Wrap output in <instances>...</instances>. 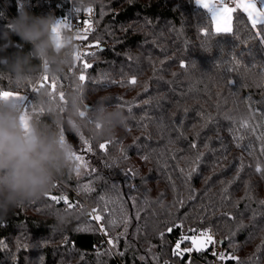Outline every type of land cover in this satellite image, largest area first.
Instances as JSON below:
<instances>
[{
	"label": "trees",
	"instance_id": "obj_1",
	"mask_svg": "<svg viewBox=\"0 0 264 264\" xmlns=\"http://www.w3.org/2000/svg\"><path fill=\"white\" fill-rule=\"evenodd\" d=\"M69 6L70 0H0V48L19 9L61 18ZM89 6L91 25L80 40L94 43V55L41 85L61 97L79 88L86 108L107 94L128 127L97 142L88 130L60 126L90 170L76 180L66 173L42 200L0 217V264H211L209 249L174 254L177 240L204 230L220 237L221 255L237 258L220 264H264V25L253 28L237 9L232 32L217 33L194 0ZM10 41L0 59L30 51L19 36ZM41 85L19 92L26 105ZM2 90L11 88L0 67ZM52 196L66 197L71 207ZM53 211L70 214L62 229Z\"/></svg>",
	"mask_w": 264,
	"mask_h": 264
},
{
	"label": "clouds",
	"instance_id": "obj_2",
	"mask_svg": "<svg viewBox=\"0 0 264 264\" xmlns=\"http://www.w3.org/2000/svg\"><path fill=\"white\" fill-rule=\"evenodd\" d=\"M70 2L78 13L91 0ZM6 28L3 39L7 43L0 50L10 46L11 35L31 45L27 53L0 59V67L7 69L10 92L37 85L45 77L51 81L63 78L80 53L77 33L52 14L35 16L21 8ZM37 110L39 116L34 114ZM128 119L107 94L98 95L86 108L79 88L68 90L61 98L49 87H40L31 105L18 96L0 94V217L42 200L74 166L72 146L62 138L61 125L76 134L88 130L97 142H103L125 130ZM51 215L57 229L70 218L63 211Z\"/></svg>",
	"mask_w": 264,
	"mask_h": 264
},
{
	"label": "snow or ice",
	"instance_id": "obj_3",
	"mask_svg": "<svg viewBox=\"0 0 264 264\" xmlns=\"http://www.w3.org/2000/svg\"><path fill=\"white\" fill-rule=\"evenodd\" d=\"M196 4L201 6L202 8L206 9L208 13H210L211 15V20L215 26V31L217 33H230L232 32V13L234 11H236L237 9L241 10L244 14H246L248 20L251 22V25L253 28H256L257 25H264V9H260L257 7V4L252 2V0H235V7H229L227 5H225L222 0H219V2L217 3H208L205 2V0H195ZM259 2L261 4H264V0H259ZM89 12H91V9L88 10ZM65 22L67 23L68 27H70L71 25L69 24L68 20H65ZM90 28V25H89ZM207 35V33H205ZM260 33L257 32V35H259ZM87 35V31L85 32V37ZM77 40L81 39L80 36L76 37ZM262 42H264V37H262ZM98 46V45H97ZM86 55H94V53H85ZM81 60V53L78 54L76 61H80ZM84 68H88L91 67V65L84 63L83 64ZM48 78L45 77L44 80H47ZM79 80L80 81H85L86 80V76L84 74L79 75ZM130 84H135V80H131L129 82ZM41 87H43V85H41ZM52 87H55V84L52 85ZM0 94L4 95V96H18L19 98H21L22 100H25L26 95H17L13 92H10L8 90H2L0 91ZM63 98V97H61ZM85 114L82 112L81 113V117H83ZM62 138L66 141V137L65 135L62 136ZM85 143H87V141H85ZM99 147L101 149H106L107 144L105 143H101L99 145ZM91 150V149H89ZM72 157L74 159V161L78 162L76 164V172L77 174L80 173V169L81 167H86L87 165L84 163L83 158L81 155H78L75 151H72ZM260 169L257 168V171H259ZM85 190H89L90 186H84ZM51 199L54 202L59 203L60 199L64 200V203L66 205H68L69 207H71V205L69 204L68 200L66 197H56V196H52ZM95 211V210H94ZM93 219H95L96 221H101L103 219V217L99 214L95 215L93 217ZM109 223L111 224H115V221H110ZM101 231H104L103 229V225H101ZM169 231H171V229H169ZM106 234V233H105ZM201 237H205L206 239H199L197 237V235H192V236H183L181 237V240L178 241L175 245V251L174 254L176 255H181L182 252L180 251L181 249V243L184 240H190L191 244L193 247L184 249L183 251L185 252H192V251H203L206 246L208 244L213 243V238L212 236L207 232L204 231L202 233H200ZM109 244H112L113 247H115V245L113 244V241L110 239L108 241ZM221 260L224 259H237L235 257H225L224 255H221L219 257Z\"/></svg>",
	"mask_w": 264,
	"mask_h": 264
},
{
	"label": "built area",
	"instance_id": "obj_4",
	"mask_svg": "<svg viewBox=\"0 0 264 264\" xmlns=\"http://www.w3.org/2000/svg\"><path fill=\"white\" fill-rule=\"evenodd\" d=\"M86 13H87L86 12V8L83 11H81V12L74 13L73 10H72V4L70 2V6H69V9H68V12H67V15H66V20H68L69 24L71 25L69 27V30L70 31H74L75 33H77V36H80L81 31L83 29L84 19H85L86 15H87ZM77 42H78V45H79V51L81 53V57L85 53H89V52L94 51V45L93 44H90L89 42L81 41L80 39L77 40ZM70 73H73V70H71ZM43 81H45V80H42L37 85H35L34 90L38 89V87L41 85V83H43ZM97 214H99V212L96 209H92V216L94 217ZM96 222L98 223V225L100 227H101V225H103V219L101 221H96ZM209 234L213 238V243L208 244L204 250L209 249V254H210L209 258L211 260V264H220V258L219 257L222 254L223 245L221 243L220 237L216 234V232L214 230H212ZM110 239L112 241H116V239H114V238H109V237L107 238L108 241ZM177 241L175 242V244L177 243ZM196 252H198V251L189 252V255L193 256ZM116 254L118 255V253H116Z\"/></svg>",
	"mask_w": 264,
	"mask_h": 264
},
{
	"label": "rangeland",
	"instance_id": "obj_5",
	"mask_svg": "<svg viewBox=\"0 0 264 264\" xmlns=\"http://www.w3.org/2000/svg\"><path fill=\"white\" fill-rule=\"evenodd\" d=\"M18 1V3L19 4H21L22 3V0H17ZM195 1V0H194ZM213 1V2H212ZM205 2H208V3H217V2H219V0H205ZM252 2H254V3H256L257 4V7L258 8H260V9H264V4H261L260 2H259V0H252ZM89 9H91V12H89L88 10ZM92 7H90V6H88V7H86V17H85V19H84V26H83V29H82V31H81V34H80V37H82V34H85V32H86V30L88 29V27H89V25H91V13H92ZM67 15V14H66ZM58 19H62V20H66V16L65 17H61V18H58ZM91 44H92V42H91ZM94 44V43H93ZM95 45H97V44H95ZM96 49V47H94V50ZM85 76H86V74H85ZM44 82V81H43ZM42 84V83H41ZM35 87V86H34ZM34 87H33V90H34ZM15 94H17V95H26V94H23V93H19V92H15ZM28 100V96L26 95V98H25V100H24V102L26 103V101ZM84 161V160H83ZM78 162H76L75 161V163H74V166L67 172L68 173V175H69V177L72 179V180H76V179H79V178H81L83 175H84V173H86L87 171H89L90 170V168H89V165L84 161V163L87 165L86 167H81V169H80V173L79 174H77V172H76V164H77ZM204 231H207L208 233H210L212 230H204ZM204 231H200L198 234H195V235H197V237L199 238V239H206L205 237H201L200 236V233H202V232H204ZM186 236H192V235H186ZM116 239V238H115ZM181 239H179L178 241H180ZM177 241V242H178ZM184 241H186V240H184ZM184 243L182 242L181 243V249H180V251L182 252V253H189V252H185V251H183L184 249H187V248H190V247H193L192 246V244H191V241H190V245H188V246H185V245H183ZM176 245V244H175ZM174 245V246H175ZM116 253H118L119 254V252H118V250L116 249Z\"/></svg>",
	"mask_w": 264,
	"mask_h": 264
},
{
	"label": "crops",
	"instance_id": "obj_6",
	"mask_svg": "<svg viewBox=\"0 0 264 264\" xmlns=\"http://www.w3.org/2000/svg\"><path fill=\"white\" fill-rule=\"evenodd\" d=\"M213 2V1H212ZM211 2V3H212ZM222 2L229 6V7H235V0H222ZM234 13V12H233ZM233 13L231 14L232 15V24H231V27H233Z\"/></svg>",
	"mask_w": 264,
	"mask_h": 264
}]
</instances>
